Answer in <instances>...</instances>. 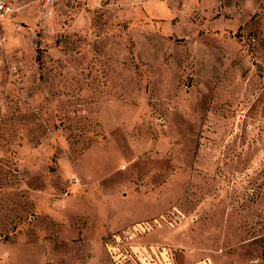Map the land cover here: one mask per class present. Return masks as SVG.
Segmentation results:
<instances>
[{
    "label": "rangeland",
    "instance_id": "rangeland-1",
    "mask_svg": "<svg viewBox=\"0 0 264 264\" xmlns=\"http://www.w3.org/2000/svg\"><path fill=\"white\" fill-rule=\"evenodd\" d=\"M0 264H264V0H8Z\"/></svg>",
    "mask_w": 264,
    "mask_h": 264
},
{
    "label": "built area",
    "instance_id": "built-area-1",
    "mask_svg": "<svg viewBox=\"0 0 264 264\" xmlns=\"http://www.w3.org/2000/svg\"><path fill=\"white\" fill-rule=\"evenodd\" d=\"M11 7L8 0H0V19L10 11Z\"/></svg>",
    "mask_w": 264,
    "mask_h": 264
}]
</instances>
